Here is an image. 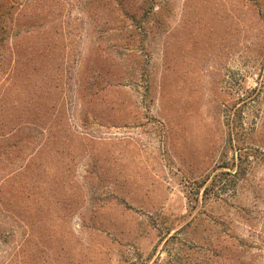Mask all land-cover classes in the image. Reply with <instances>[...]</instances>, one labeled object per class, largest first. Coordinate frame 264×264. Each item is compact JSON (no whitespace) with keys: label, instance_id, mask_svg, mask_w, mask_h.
I'll use <instances>...</instances> for the list:
<instances>
[{"label":"rangeland","instance_id":"1","mask_svg":"<svg viewBox=\"0 0 264 264\" xmlns=\"http://www.w3.org/2000/svg\"><path fill=\"white\" fill-rule=\"evenodd\" d=\"M0 264H264V0H0Z\"/></svg>","mask_w":264,"mask_h":264},{"label":"trees","instance_id":"2","mask_svg":"<svg viewBox=\"0 0 264 264\" xmlns=\"http://www.w3.org/2000/svg\"><path fill=\"white\" fill-rule=\"evenodd\" d=\"M30 95L31 96L28 101V106L24 114L25 127H26L25 129L28 130L27 137H25L26 141L28 142L27 147L34 145V144L39 145L42 142L41 138L44 137L47 132H48V135H55L56 132H57V135H59V130L63 128V126H59L56 128V124L58 121L57 114L52 112V108H50V107H54V109L56 110L57 109L55 108L56 103H53L49 107L47 106L48 102H44L40 104L39 102L40 96L36 95V91L32 92ZM57 105H60L59 102L57 103ZM12 119L13 120L17 119L16 113L13 114ZM19 127L20 125L19 126L13 125L12 132L14 136L17 133ZM12 147L13 149H12L11 155L13 157H16V150H15L16 145H13ZM30 158H35V154L30 155Z\"/></svg>","mask_w":264,"mask_h":264}]
</instances>
